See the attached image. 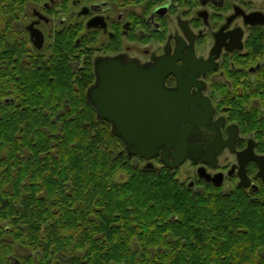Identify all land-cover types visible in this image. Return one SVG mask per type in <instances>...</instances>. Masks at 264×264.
I'll list each match as a JSON object with an SVG mask.
<instances>
[{"label":"trees","instance_id":"16d2710c","mask_svg":"<svg viewBox=\"0 0 264 264\" xmlns=\"http://www.w3.org/2000/svg\"><path fill=\"white\" fill-rule=\"evenodd\" d=\"M3 31L0 264L22 248L24 264H264V190L195 191L138 165L86 98L89 66L78 89L57 65L7 84L20 46Z\"/></svg>","mask_w":264,"mask_h":264},{"label":"flooded vegetation","instance_id":"af4514ba","mask_svg":"<svg viewBox=\"0 0 264 264\" xmlns=\"http://www.w3.org/2000/svg\"><path fill=\"white\" fill-rule=\"evenodd\" d=\"M0 29L20 46L15 65L3 59L7 84L29 65H57L77 88L89 66L87 98L99 61L134 65L124 71L138 73L141 86L156 83L155 100L174 92L189 109L180 151L190 156L174 169L157 156L152 168L167 167L195 191L264 190L259 163L242 157L264 156V0H0ZM25 250L10 264H24Z\"/></svg>","mask_w":264,"mask_h":264},{"label":"water","instance_id":"95a60500","mask_svg":"<svg viewBox=\"0 0 264 264\" xmlns=\"http://www.w3.org/2000/svg\"><path fill=\"white\" fill-rule=\"evenodd\" d=\"M131 69L138 68L122 66L116 60L99 61L96 82L88 89L87 99L95 107L97 118L111 124L112 132L125 144L128 156L143 158L147 168L153 166L151 159L161 156L162 161L174 169L190 156L189 152L180 151L186 146L188 127H183V120L190 117L188 106L180 103L177 94L170 91L165 101L155 100L157 89L153 86L156 83H151L150 89L141 86L144 83L138 81V73L124 71ZM174 69L168 67L167 72ZM172 148L176 152H169ZM242 157L245 162L254 159L259 163L258 175L264 180V156L245 152Z\"/></svg>","mask_w":264,"mask_h":264},{"label":"rangeland","instance_id":"374dc122","mask_svg":"<svg viewBox=\"0 0 264 264\" xmlns=\"http://www.w3.org/2000/svg\"><path fill=\"white\" fill-rule=\"evenodd\" d=\"M117 176H118V179H119V180H120V179H125V177H126L125 174H123V173H122V174H121V173H118ZM117 176H116V177H117ZM0 218H1V217H0ZM1 220H2V219H1ZM25 252H27V251L25 250Z\"/></svg>","mask_w":264,"mask_h":264}]
</instances>
